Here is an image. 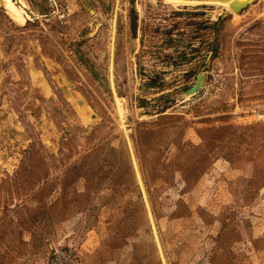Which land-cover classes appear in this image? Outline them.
<instances>
[{
  "label": "rangeland",
  "instance_id": "1",
  "mask_svg": "<svg viewBox=\"0 0 264 264\" xmlns=\"http://www.w3.org/2000/svg\"><path fill=\"white\" fill-rule=\"evenodd\" d=\"M13 2L0 264H264V0Z\"/></svg>",
  "mask_w": 264,
  "mask_h": 264
},
{
  "label": "bare ground",
  "instance_id": "2",
  "mask_svg": "<svg viewBox=\"0 0 264 264\" xmlns=\"http://www.w3.org/2000/svg\"><path fill=\"white\" fill-rule=\"evenodd\" d=\"M257 1L259 2L262 0H165L166 3H168L172 6H177V4H183V5H198V4L201 5V4H204L207 6L217 7L219 9H225L227 12H229V14H231L233 16V18L238 17V13L241 10L252 5L254 2H257ZM0 3L3 6V8L10 14V16L17 23H19L20 25L25 24V22L27 20L26 19L27 16L25 15L24 10L21 7L16 6L15 3L13 2V0H0ZM204 78H205L204 75H201V74L198 75L196 80H195V84L193 86L198 84L200 86L199 89L203 88ZM189 95H193V94H189ZM114 101H115L116 111H117V114L119 117V121H120L121 125H123L124 118H125L123 106L121 104L120 99H118L115 95H114Z\"/></svg>",
  "mask_w": 264,
  "mask_h": 264
},
{
  "label": "water",
  "instance_id": "3",
  "mask_svg": "<svg viewBox=\"0 0 264 264\" xmlns=\"http://www.w3.org/2000/svg\"><path fill=\"white\" fill-rule=\"evenodd\" d=\"M199 85L196 84L195 86H193L187 93L188 94H194L197 90H199Z\"/></svg>",
  "mask_w": 264,
  "mask_h": 264
}]
</instances>
